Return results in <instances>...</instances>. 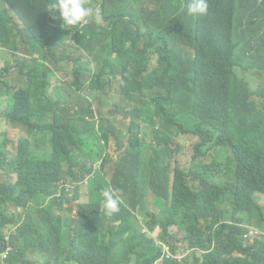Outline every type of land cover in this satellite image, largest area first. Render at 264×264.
Returning a JSON list of instances; mask_svg holds the SVG:
<instances>
[{
  "label": "clouds",
  "instance_id": "clouds-1",
  "mask_svg": "<svg viewBox=\"0 0 264 264\" xmlns=\"http://www.w3.org/2000/svg\"><path fill=\"white\" fill-rule=\"evenodd\" d=\"M103 1L29 0V249L23 255L29 264H264V192L238 198L230 177L238 166L264 173V0H163L169 18L193 33L192 45L211 27L220 36L227 32L233 45L219 62L174 64V70L165 52L143 54L124 42ZM151 1L124 0L130 15L143 14ZM210 105L222 111H212L219 120L209 116ZM6 106L3 95L0 113ZM68 114L69 135H93L67 146L82 155L74 147L96 143L100 132L110 135L106 155H87L92 171L83 181L64 175L57 191L35 194L33 155L52 153L51 124ZM129 138L131 159L147 168L119 161L120 144ZM151 181H170L173 191L165 195ZM23 212L8 206L0 219ZM18 226L4 230L1 264L15 251Z\"/></svg>",
  "mask_w": 264,
  "mask_h": 264
},
{
  "label": "trees",
  "instance_id": "trees-1",
  "mask_svg": "<svg viewBox=\"0 0 264 264\" xmlns=\"http://www.w3.org/2000/svg\"><path fill=\"white\" fill-rule=\"evenodd\" d=\"M162 1L152 0L141 15H130L124 0H109V2L104 0L103 5L108 4L116 16V21L114 20L111 25L121 31L124 42H132L143 54L155 50L165 52L170 60V70L175 69L174 64L181 69H189L202 63L211 64L216 60L219 62L221 52H226L227 48L233 46L227 32L220 36L217 29L212 27L204 36L196 35L198 46L192 45L193 33L180 23L176 24V19L169 18ZM245 11L248 12V6H245ZM205 40L209 44L203 42ZM4 47L11 49L17 55L12 58L19 73L25 79V86L16 88L11 84L8 78L10 64L0 69V97L4 95L7 103L5 111L0 113V119L22 126L29 131V0H0V49ZM226 58L228 56H225ZM210 106L207 109L209 116L219 120L212 111L218 115L222 111ZM46 120L47 118L44 117L41 121ZM51 127L56 131L53 134L52 153L33 155L35 194L42 191H57V183L64 175H68L72 182L83 181L86 174L92 171L87 155L101 158L106 155V148L110 145V135L103 136L98 132L96 143L74 147L81 152L82 155H79L66 143L78 145L92 136L93 132L88 136L84 132L78 138L69 135L71 129L69 114L66 117L57 116ZM79 127L83 126L79 125ZM102 138L103 144L100 141ZM7 145L8 142L0 137V213L8 206L22 208L24 212L0 219V250L3 248L4 231L2 230L11 223L19 224L16 233L12 236L15 251L10 256L9 264H29V258L23 255L29 249V137L20 139L14 158H10ZM132 145L133 141L130 138L126 145L120 144L119 161L127 163V160H136L147 168L149 164L142 159L137 157L131 159ZM39 156L51 158V161L47 164H39ZM63 163L67 165L65 169ZM155 172L161 173V170L157 169ZM2 176L5 178L2 179ZM230 177L234 183L233 193L238 198L256 190L264 192L263 172L238 166L231 172ZM114 182L120 183L118 176L115 177ZM151 183L155 185L156 190L165 195L173 191L170 181H151Z\"/></svg>",
  "mask_w": 264,
  "mask_h": 264
},
{
  "label": "rangeland",
  "instance_id": "rangeland-1",
  "mask_svg": "<svg viewBox=\"0 0 264 264\" xmlns=\"http://www.w3.org/2000/svg\"><path fill=\"white\" fill-rule=\"evenodd\" d=\"M10 64V82L11 84L19 88L23 85L22 80L20 79V76L17 72V70L13 67L14 62L12 59V56L10 52L6 49H0V69L4 68L6 65ZM0 137L3 141H7L8 145L6 146V149L9 151L10 158H14L17 150H18V144L22 137H29V131L22 127V126H14L3 119H0ZM177 141L180 140V138H176ZM188 142H194L195 139L192 138V136L187 137L186 139ZM113 153V152H112ZM114 156H116L115 153H113ZM5 177L2 176V179ZM14 209L11 208L9 212H12ZM1 218V214H0ZM4 229L2 230V232ZM29 257V252L27 254Z\"/></svg>",
  "mask_w": 264,
  "mask_h": 264
}]
</instances>
